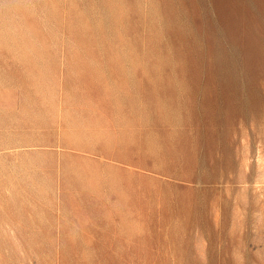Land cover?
Segmentation results:
<instances>
[{"label":"rangeland","instance_id":"rangeland-1","mask_svg":"<svg viewBox=\"0 0 264 264\" xmlns=\"http://www.w3.org/2000/svg\"><path fill=\"white\" fill-rule=\"evenodd\" d=\"M0 264H264V0H0Z\"/></svg>","mask_w":264,"mask_h":264},{"label":"crops","instance_id":"crops-1","mask_svg":"<svg viewBox=\"0 0 264 264\" xmlns=\"http://www.w3.org/2000/svg\"><path fill=\"white\" fill-rule=\"evenodd\" d=\"M66 222H68L67 224H65ZM52 229H54L55 232H58L59 235H56V237L62 238L65 237L66 232H77V231H83L85 233V237H89V238H95L94 236H88L87 232L92 231L95 228L94 224L92 222L89 221H84V222H76V219H72V220H68V221H59L56 222V224H54V226L52 227ZM66 237H77V236H73V235H69ZM80 237V236H79ZM100 238V237H97Z\"/></svg>","mask_w":264,"mask_h":264}]
</instances>
